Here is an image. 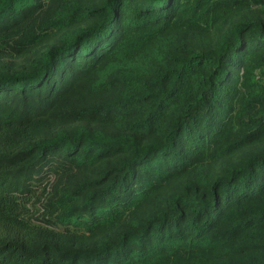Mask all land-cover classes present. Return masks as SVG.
Masks as SVG:
<instances>
[{"label": "trees", "instance_id": "16d2710c", "mask_svg": "<svg viewBox=\"0 0 264 264\" xmlns=\"http://www.w3.org/2000/svg\"><path fill=\"white\" fill-rule=\"evenodd\" d=\"M0 264H264V0H0Z\"/></svg>", "mask_w": 264, "mask_h": 264}]
</instances>
